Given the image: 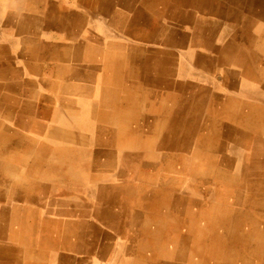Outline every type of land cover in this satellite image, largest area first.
Instances as JSON below:
<instances>
[{"label":"rangeland","instance_id":"obj_1","mask_svg":"<svg viewBox=\"0 0 264 264\" xmlns=\"http://www.w3.org/2000/svg\"><path fill=\"white\" fill-rule=\"evenodd\" d=\"M54 1L76 10L72 0ZM220 6L243 22L233 32L241 37L215 39V48L223 43L218 50L192 29L218 17L197 0L145 8L155 22L147 24L161 29L132 28L127 15L125 28L113 29L125 39L106 41L95 24L43 29L31 73L12 77L11 108L0 101L13 135L0 140V264H264V22L251 0ZM187 32L203 42L186 47L192 53L182 46ZM14 37L0 36V50L22 59L25 37ZM29 80L36 86L24 95L20 82ZM31 139L50 149L25 155Z\"/></svg>","mask_w":264,"mask_h":264},{"label":"bare ground","instance_id":"obj_2","mask_svg":"<svg viewBox=\"0 0 264 264\" xmlns=\"http://www.w3.org/2000/svg\"><path fill=\"white\" fill-rule=\"evenodd\" d=\"M26 1V0H25ZM24 0H0V7L2 8V6H6V8L8 7V5H10V9H11V17H9V19H10V21L9 20H7L6 21V24H8V23H11V26L12 25H16L17 27H19L18 28V31H19V33L22 35V37H25V38H22V40H24V44L26 45V47L25 48H21V50L23 51V54H24V59H28L27 60V62L28 61H30V59L33 57V54H35V53H37V51H38V49H39V47H37L36 45H35V41L33 40V39H30L28 36H27V34L28 33H34V34H36V35H38L39 37H41V33H42V31H43V29H47V28H59V29H63L64 28V25L65 24H67V23H70V22H75V20L76 21H78V22H80V23H76L75 22V24L76 25H79V24H86L87 26H93L94 24V26H96L97 25V27H101L102 26V30H103V32H100L101 33V35H102V37H103V39L104 40H106V41H109V40H114V38L115 39H123V38H125L126 37V35L124 34V33H121V35L120 36H117L116 35V31L114 32L113 31V29H112V27L113 26H115V23H116V17L114 16V17H112V21L111 22H109V19L108 20H105V19H101L99 16H97L96 18H94L95 17V15H96V11H91V12H87V10H86V12L85 11H81V12H74V11H69V10H64V9H62V7H61V5H59V3L58 2H56V1H54V0H27V6H29L28 8H26L24 5V2H25ZM79 1V0H78ZM167 1L168 0H133L131 3H129V4H127L126 5V3H125V5H123L122 6V9H123V11H125V12H121V15H122V25L124 26V24H125V21H126V18H127V15H129V19H128V23L131 25V27L134 25V24H136V23H140V25L142 26V22H143V25L144 26H147L146 24L148 23L147 22V20L148 19H146V17H147V15L148 14H144V13H146L145 11V8H148L149 9V11H147V13L148 12H150V8H151V10H152V8H159V7H164L165 6V4L167 3ZM186 1H188V0H186ZM198 2H199V5H201L203 8L205 7L207 10H209V11H211V12H214L218 17H215V18H212V20L214 21V22H204V21H202L201 19H198L197 21H195V22H197L196 23V25L195 26H193L192 27V29L194 30V32L196 31H198L199 30V33H201V31H204V34H202V35H200L199 36V39H203L204 40V42H207L208 43V45H211V46H213V48H211V49H215V50H218L219 48H221V47H223V43H222V45H216V48H215V41L217 40V39H219V38H221L223 41H225L224 39L225 38H227V37H231L230 39H232V38H235V37H237L238 35H240V32H236L235 34H233V32L235 31V26L236 25H238L239 23H241V22H243L242 21V19L241 18H239L238 16H239V13L240 12H235L234 10H232V12H229V11H227V12H225V11H223L222 9H221V4H228V3H230V2H232L233 0H197ZM250 1V0H249ZM79 3H80V1H79ZM191 3V2H190ZM193 3H191L190 5H192ZM255 4H259L260 6L261 5H263V6H261V13H260V19L264 22V0H251V5H255ZM2 5V6H1ZM99 7V5H97V6H95L94 8V10H96L97 8ZM1 11V10H0ZM27 11V12H26ZM28 12H30V13H28ZM36 12H39V17H36L35 15H34V13H36ZM2 13V12H1ZM110 13H111V11H110ZM162 13V11H158V13H156V14H161ZM120 14V13H119ZM25 16V15H27L26 17H23V19L22 20H24L23 22H21V20L18 22L17 20L19 19V17H21V16ZM229 15H232V17H230V18H228L229 17ZM2 16V15H1ZM202 16V15H201ZM119 18V17H118ZM239 18V19H238ZM3 19V18H2ZM241 19V20H240ZM244 19V18H243ZM5 20V19H4ZM118 20H120V19H118ZM1 22V21H0ZM28 22H31L33 25L32 26H30V24H28ZM185 23H187L188 21H184ZM117 24V23H116ZM222 24H226V27H225V29H224V31H223V33H222V36L223 37H219V31H220V29H221V26H222ZM2 25V24H1ZM259 25H261V24H259ZM258 26V25H257ZM263 26V25H262ZM74 27V26H73ZM5 28V27H4ZM78 28V27H77ZM76 28V29H77ZM85 28V27H84ZM90 28V27H89ZM75 29V28H74ZM93 29H94V27H93ZM93 29H91V30H93ZM112 29V30H111ZM176 29V28H175ZM100 30H101V28H100ZM115 30V29H114ZM177 30V29H176ZM223 30V29H222ZM48 31V30H47ZM72 31V30H71ZM85 31V30H84ZM94 31V30H93ZM73 32V31H72ZM71 32V33H72ZM98 32V31H97ZM5 33V32H4ZM43 33H45V32H43ZM65 33V32H64ZM23 34H25L26 36H24ZM81 34V33H80ZM83 34H85L84 32H83ZM250 34V33H249ZM71 35V34H70ZM75 35H76V33H75ZM79 35V34H78ZM98 35H100V34H98ZM97 35V36H98ZM237 35V36H236ZM254 35V34H253ZM11 36H17V35H11ZM233 36V37H232ZM251 36H252V34H251ZM257 36V35H256ZM14 37V38H15ZM17 37H21V36H17ZM74 37H76V36H74ZM240 37H241V35H240ZM240 37H239V39H240ZM254 37V36H253ZM258 37V36H257ZM12 38V37H11ZM80 38V37H79ZM82 38V37H81ZM193 37H192V34H190L189 32H187V33H183L182 34V46L185 48V49H187L189 52H191L192 53V51L190 50V49H188V48H186V47H189V48H196V45L197 44H194L195 43V41H198L197 39H192ZM246 40H248L247 39V36H245L244 37ZM255 38V37H254ZM70 39V38H69ZM73 39V38H72ZM87 39V38H86ZM92 39V38H91ZM216 39V40H215ZM74 40V39H73ZM85 40V39H84ZM100 40V39H99ZM171 40V39H170ZM169 40V41H170ZM188 40H191V42H188ZM258 40V39H257ZM11 41V40H10ZM76 41V40H75ZM184 41V42H183ZM251 41V43H252V46L255 48H257V44H256V40H254V39H252V37H251V39L250 40H248V42H250ZM85 42H87V41H85ZM97 42V41H96ZM99 42V41H98ZM226 42V41H225ZM1 43H4V42H1ZM10 43V42H9ZM39 43H41L40 41H39ZM247 43V42H246ZM246 43H244V44H246ZM63 44V43H62ZM100 44H102V43H100ZM109 44V43H108ZM206 44V43H205ZM261 44V43H260ZM65 45V44H64ZM76 46H77V44H75ZM94 45H96V44H94ZM93 45V46H94ZM90 46H91V44H90ZM248 46V45H247ZM251 46V45H250ZM260 46V45H259ZM15 49H17V48H20V44H16L15 43ZM74 47V46H73ZM100 47V46H99ZM102 47V46H101ZM55 48V47H54ZM87 48V47H86ZM134 48V47H133ZM136 48V47H135ZM134 48V49H135ZM206 48V47H205ZM3 49H4V47H3ZM51 49V48H50ZM58 49V48H57ZM88 49L90 50V48L88 47ZM98 49V48H97ZM104 49V48H103ZM132 49V48H131ZM152 49H154V48H152ZM260 49L261 50H259V51H264V42L261 44V46H260ZM5 50V49H4ZM55 50V49H54ZM59 50V49H58ZM68 50H69V47H66L65 46V49H63V52H65V53H67L68 52ZM73 50V49H72ZM99 50V49H98ZM102 50V49H101ZM105 50V49H104ZM103 50V51H104ZM136 50V49H135ZM161 50V49H160ZM164 50V49H163ZM192 50H194V49H192ZM9 51V50H8ZM12 51H14L13 49H12ZM18 51H19V49H18ZM53 51V50H52ZM87 51V50H86ZM180 51V50H179ZM1 52V51H0ZM10 52V51H9ZM54 52V51H53ZM77 52V51H76ZM80 52V51H79ZM85 52V51H84ZM99 52H101L102 53V51H99ZM3 53H5V51H3ZM49 53V52H48ZM73 53V52H72ZM93 53H96V52H93ZM9 54V53H8ZM11 54V53H10ZM14 54V53H13ZM53 54V53H52ZM52 54H51V56H52ZM98 54V53H97ZM102 54H104V53H102ZM188 54V53H187ZM194 54V53H193ZM14 55H16V54H14ZM56 54H54L53 56H55ZM190 56H192L191 54H189ZM21 56V55H20ZM50 56V55H49ZM48 56V57H49ZM103 56V55H102ZM107 56V55H106ZM80 57V56H79ZM86 57V56H85ZM23 59V58H22ZM64 59V58H63ZM74 60H75V57L73 58ZM79 59V58H78ZM89 59H90V55H89ZM105 59V58H104ZM113 58H109L108 60H112ZM0 60H3L5 63H6V65L8 66L9 64L6 62V61H8V59L5 57V56H0ZM10 60V59H9ZM77 60V59H76ZM87 60V59H86ZM101 60H102V58H101ZM117 60H119V62H120V65H124V62H125V57L123 56V54L122 53H120L119 54V56H118V59ZM18 61V60H17ZM23 61V60H22ZM190 61V60H189ZM52 62V61H51ZM62 62V61H61ZM105 62V61H104ZM1 61H0V66H1ZM29 63V62H28ZM31 63V62H30ZM68 63V62H67ZM82 63V62H81ZM117 63V62H116ZM179 63H180V61H179ZM12 64H13V62H12ZM12 64H11V66H8V73H7V75H6V79H8L9 78V74H12V76L14 77V76H17V77H19V71H15L14 69L15 68H12ZM79 64V63H78ZM159 64V63H158ZM29 65V70H30V68L32 69L33 67H32V65L31 64H28ZM35 65V64H34ZM85 65H87V64H85ZM157 65V64H156ZM180 65V64H179ZM4 66V65H3ZM80 66V65H79ZM153 66V65H152ZM249 66V65H248ZM14 67V66H13ZM35 67H37V66H34V68ZM104 67V66H103ZM256 68H257V66H255ZM89 68H91V67H89ZM4 69V68H3ZM79 69H80V67H77L76 69H74L75 70V74H77V75H79L78 73H79ZM92 69V68H91ZM104 69V68H103ZM110 69V68H109ZM109 69H108V72H109ZM27 70V69H26ZM28 70V71H29ZM106 70H107V68H106ZM154 70V69H153ZM253 70V69H252ZM58 71H60V69L58 70ZM123 71V70H122ZM30 72V71H29ZM38 72V71H37ZM81 72V71H80ZM107 72V71H106ZM107 72V73H108ZM179 72V71H178ZM6 73V72H5ZM24 73V72H23ZM31 73V72H30ZM59 73H61V72H59ZM62 73H64V71L62 72ZM106 74V73H105ZM203 74H205V73H203ZM27 75V74H26ZM31 75V74H30ZM82 75V74H81ZM81 75H79V76H81ZM87 75V74H86ZM208 75V74H207ZM7 76H8V78H7ZM34 76V75H33ZM37 76V75H36ZM39 76V75H38ZM180 76V75H179ZM48 77H49V75H48ZM211 77V76H210ZM39 78V77H38ZM80 78V77H79ZM28 79V78H27ZM53 79V78H52ZM211 79V78H210ZM10 79H8V81H9ZM44 80V79H43ZM57 80V79H56ZM59 80V79H58ZM101 80H103L102 78H101ZM189 80V79H188ZM7 81V82H8ZM37 81V80H36ZM39 81V80H38ZM45 81V80H44ZM65 81V80H64ZM106 81H107V78H106ZM185 81V80H184ZM203 81H204V79H203ZM6 82V81H5ZM41 82H42V80H41ZM48 82V81H47ZM198 82V81H197ZM206 82V81H205ZM22 85H25V89L26 90H24V95L26 94V93H28V91H30V90H34L35 89V86H36V82L35 81H27V82H20ZM43 83V82H42ZM49 83V82H48ZM54 83V82H53ZM52 83V84H53ZM104 83V82H103ZM201 83V82H200ZM203 83V82H202ZM251 83V82H250ZM51 84V85H52ZM106 84V83H105ZM237 84V83H236ZM50 85V84H49ZM54 86H56L55 84H53ZM101 85V84H100ZM107 85V84H106ZM109 85V84H108ZM111 85V84H110ZM200 85V84H199ZM207 85V84H206ZM242 85V84H241ZM104 86V85H103ZM192 86V85H191ZM190 86V87H191ZM194 86V85H193ZM7 87H8V85H7ZM37 87H38V85H37ZM40 87V86H39ZM142 87V86H141ZM51 88V87H50ZM241 88V87H240ZM250 88V87H249ZM11 89V88H10ZM54 89H55V87H54ZM193 89V88H192ZM14 89H12V91H13ZM194 90V89H193ZM252 90V89H251ZM251 90L249 89H245V90H242L241 89V92L243 93V95H244V93H250L251 92ZM11 91V92H12ZM159 91V90H158ZM158 91H156V92H158ZM226 91V90H225ZM14 92V91H13ZM37 92V90L35 91V93ZM229 92V91H228ZM128 93H130V92H128ZM73 94V93H72ZM137 94H139V93H137ZM152 94V93H151ZM129 95V94H128ZM131 95V94H130ZM156 95V94H155ZM158 95V94H157ZM67 96V95H66ZM136 96V95H135ZM151 96V95H150ZM153 96H154V94H153ZM160 96V98H161V96H162V94L161 95H159ZM184 96H185V93H184ZM26 97V96H25ZM27 97H29V96H27ZM60 97H61V95H60ZM82 97V96H81ZM112 97V96H111ZM139 97V96H138ZM30 98V97H29ZM151 98V97H150ZM159 98V99H160ZM58 99V98H57ZM81 99V98H80ZM145 100V99H144ZM161 100V99H160ZM61 101V100H60ZM143 101V100H142ZM157 101V100H156ZM77 102V101H76ZM114 102V101H113ZM134 102V101H133ZM144 102H147L146 100L144 101ZM31 103V101L29 102V101H23V104L25 105V106H27L28 107V105ZM64 103V102H63ZM125 104H127L126 103V101L124 102ZM123 103V104H124ZM137 103V102H136ZM143 103V102H142ZM150 103V102H149ZM28 104V105H27ZM65 104V103H64ZM63 104V105H64ZM77 104V103H76ZM146 104V103H145ZM152 104V103H151ZM150 104V105H151ZM61 105V104H60ZM59 105V106H60ZM67 105H69V104H67ZM133 105H135V104H133ZM70 106V105H69ZM77 106V105H76ZM121 106V105H120ZM125 106H127V105H125ZM124 106V107H125ZM141 106V105H140ZM147 106V105H146ZM158 106V105H157ZM92 107V106H91ZM90 107V108H91ZM161 107V106H160ZM190 107V106H189ZM216 107V106H215ZM74 108V107H73ZM72 108V109H73ZM94 108V107H93ZM140 108V107H139ZM143 108V107H142ZM154 108H156V107H153V110H154ZM175 108V107H174ZM217 108V107H216ZM27 109V108H26ZM69 109V108H68ZM67 109V110H68ZM71 109V108H70ZM80 109V108H79ZM130 109V108H129ZM157 109H158V107H157ZM173 109V108H172ZM30 110V109H29ZM28 110V111H29ZM26 111V110H25ZM28 111H26V112H28ZM133 111V110H132ZM135 111V110H134ZM136 111H138V110H136ZM182 111H183V109H182ZM24 112V111H23ZM25 112V113H26ZM62 112H64V109H63V111ZM123 112H124V109H123ZM161 112V111H160ZM184 112V111H183ZM57 113V112H56ZM71 113V112H70ZM90 113V112H89ZM125 113V112H124ZM139 113V112H138ZM154 113H155V111H154ZM153 113V114H154ZM163 113V112H162ZM28 114V113H27ZM66 114V113H65ZM135 114H136V112H135ZM157 114V113H156ZM31 115H33V114H31ZM164 115V114H163ZM15 116V115H14ZM17 116V115H16ZM136 116V115H135ZM180 116V115H179ZM51 117H53V116H51ZM58 117V116H57ZM104 117V116H103ZM152 117V116H151ZM182 117H183V115H182ZM140 118V117H139ZM149 118V117H148ZM186 118V117H185ZM69 119V118H68ZM138 119V118H137ZM187 119V118H186ZM14 120V119H13ZM16 120V119H15ZM39 120V119H38ZM70 120V119H69ZM181 120V119H180ZM182 120H183V118H182ZM2 123H1V125H0V140L1 141H5V142H9L10 141V138L12 137L13 138V135H11V131H10V128L9 127H4L5 125L3 124V120H0ZM17 121V120H16ZM22 121V120H21ZM55 121V120H54ZM102 121H104V120H102ZM15 122V121H14ZM114 122V121H113ZM182 122V121H181ZM180 122V123H181ZM88 123H90V122H88ZM185 123V122H184ZM41 124V123H40ZM128 124H129V121H128ZM179 124V123H178ZM183 124V123H182ZM74 125V124H73ZM100 125V124H99ZM43 127H44V125H42ZM46 126V125H45ZM101 126V125H100ZM171 126V125H170ZM178 126V125H177ZM179 126H180V124H179ZM184 126V125H183ZM34 127V126H33ZM48 127V126H47ZM60 127H62V126H60ZM59 127V128H60ZM87 127V126H86ZM111 127H113V126H111ZM117 127V126H116ZM161 127V126H160ZM163 127V126H162ZM16 128H18V127H16ZM44 128H46V127H44ZM96 128V127H95ZM107 128V127H106ZM114 128V127H113ZM129 128V127H128ZM170 128V127H169ZM227 128V127H226ZM225 128V129H226ZM229 128V127H228ZM41 129V128H40ZM178 129V128H177ZM21 130V129H20ZM19 130V131H20ZM50 130V129H49ZM81 130V129H80ZM86 130H88V128L86 129ZM110 130V129H109ZM112 130V129H111ZM159 130H161V129H159ZM179 130V129H178ZM89 131V130H88ZM96 131V130H95ZM98 131V130H97ZM227 131V130H226ZM225 131V132H226ZM44 132V131H43ZM43 132H41V133H43ZM57 132L59 133V129L57 130ZM101 132H103V131H101ZM100 132V133H101ZM125 132H127V131H125ZM147 132V131H146ZM172 132H173V130H172ZM224 132V133H225ZM231 132V131H230ZM40 133V132H39ZM57 133V134H58ZM84 133H85V131H84ZM104 133V132H103ZM107 133H109V132H107ZM227 133V132H226ZM225 133V134H226ZM62 134H64V133H62ZM94 134H96L95 132H94ZM122 134V133H121ZM123 134H124V132H123ZM150 134V133H149ZM168 134V133H167ZM173 134V133H172ZM179 134V133H178ZM232 134V133H231ZM34 135V134H33ZM40 135V134H39ZM42 135V134H41ZM65 135V137H67L68 139H69V141L71 142V143H73V144H75V145H77L75 142H76V137L72 134V133H67L66 132V134H64ZM98 135V134H97ZM21 136H22V134H21ZM48 136V135H47ZM84 136V135H83ZM96 136V135H95ZM103 136V135H102ZM115 136V135H114ZM163 136H164V134H163ZM227 136V135H226ZM15 137V136H14ZM17 137V136H16ZM43 137H44V135H43ZM100 137V136H99ZM98 137V138H99ZM120 137V136H119ZM145 137V136H144ZM148 137V136H147ZM151 137V136H150ZM162 137V136H161ZM160 137V138H161ZM167 137V136H166ZM178 137H180V136H178ZM95 138V137H94ZM97 138V139H98ZM109 138V137H108ZM142 138V137H141ZM158 138V137H157ZM43 139H45V137L43 138ZM43 139H40V140H43ZM49 139V138H48ZM171 139V138H170ZM12 140V139H11ZM49 140H51V139H49ZM143 140V139H142ZM157 140V139H156ZM159 140V139H158ZM172 140V139H171ZM13 141V140H12ZM11 141V142H12ZM44 141V140H43ZM48 141V140H47ZM108 141V140H107ZM114 141V140H113ZM17 142H18V140H17ZM60 143H61V140L59 141ZM109 142V141H108ZM27 143V142H26ZM49 143V142H48ZM47 143V144H48ZM70 143V144H71ZM114 143H115V141H114ZM10 144V143H9ZM52 144V143H51ZM102 144V143H101ZM100 144V145H101ZM156 144V143H155ZM178 144V143H177ZM11 145V144H10ZM53 145V144H52ZM94 145V144H93ZM98 145V144H97ZM103 145V144H102ZM20 146V145H19ZM109 146H110V143H109ZM109 146H107V147H109ZM168 146V145H167ZM177 146V145H176ZM14 147V146H13ZM12 146L11 147H9L8 146V148H13ZM52 147V146H51ZM92 147V146H91ZM95 147V146H94ZM113 147V146H112ZM112 147H110V148H112ZM160 147V146H159ZM170 147H172V146H170ZM174 147H175V145H174ZM194 147V146H193ZM173 148V147H172ZM15 149V148H14ZM18 149H19V147H18ZM41 151H45V152H47V150H49L50 149V147H48V146H44V145H42V146H40L39 144H38V142L37 141H35L34 139H31V141H30V145L27 147V149H26V152H25V155H27V154H30V153H36V151H38L37 153H39V151L40 150ZM61 149H63V148H61ZM93 149V148H92ZM205 149V148H204ZM21 150V149H20ZM25 150V149H24ZM51 150H58L56 147L55 148H52ZM63 150H65V149H63ZM99 150V149H98ZM164 150V149H163ZM66 151V150H65ZM73 151V150H72ZM84 151H86V150H84ZM103 151H104V149H103ZM141 151V150H140ZM165 151H166V149H165ZM171 151V150H170ZM62 152V151H61ZM67 152H70V151H67ZM88 152V151H87ZM89 152H91V151H89ZM111 152V151H110ZM41 153V152H40ZM71 153V152H70ZM82 153H84V152H82ZM146 153V152H145ZM177 153V152H176ZM62 154V153H61ZM68 154V153H67ZM73 154V153H72ZM91 153H89V155H90ZM98 154V153H97ZM100 154H102V153H100ZM99 154V155H100ZM153 154V153H152ZM165 154V153H164ZM180 154V153H179ZM38 155V154H37ZM40 155V154H39ZM41 155H43V154H41ZM40 155V156H41ZM60 155V154H59ZM63 155V154H62ZM80 155V154H79ZM84 155H85V153H84ZM88 155V154H87ZM145 155V154H144ZM162 155V154H161ZM181 155H184V154H181ZM46 156V155H45ZM133 156V155H132ZM143 156V155H142ZM180 156V155H179ZM59 157V156H58ZM61 157V156H60ZM90 157H92V156H90ZM90 157H89V159H90ZM101 157V156H100ZM83 158V157H82ZM81 158V159H82ZM86 158V157H85ZM135 158V157H134ZM75 158H73V160H74ZM100 159V158H99ZM132 158H130V160H131ZM142 159V158H141ZM188 159V158H187ZM62 160H65V159H62ZM93 160V159H92ZM133 160V159H132ZM140 160V159H139ZM139 160H138V162H139ZM149 160V159H148ZM161 160V159H160ZM164 160V159H163ZM75 161V160H74ZM134 161V160H133ZM152 161V160H151ZM188 161V160H187ZM60 162V161H59ZM131 162V161H130ZM155 162V161H154ZM64 163V161L62 162V164ZM73 163V162H72ZM96 163H97V161H96ZM116 163V162H115ZM66 164V163H65ZM93 164V163H92ZM108 164V163H107ZM141 164V163H140ZM163 164V163H162ZM161 164V165H162ZM176 164V163H175ZM19 165V164H18ZM60 165V164H59ZM73 165V164H72ZM100 165H103V164H100ZM110 166H111V164H109ZM135 165V164H134ZM180 165V164H179ZM30 166V165H29ZM44 166V165H43ZM43 166H42V168H43ZM107 166V165H106ZM27 167V166H26ZM89 167H90V165H89ZM94 167V166H93ZM104 166H102V168H103ZM112 167V166H111ZM110 167V168H111ZM121 167V166H120ZM167 167V166H166ZM65 168V167H64ZM95 168H97V167H95ZM113 168V167H112ZM117 168V167H116ZM134 168V167H133ZM132 168V169H133ZM169 168V167H168ZM1 169V168H0ZM8 169H11V167H9ZM27 169V168H26ZM76 169H78V168H76ZM94 169V168H93ZM99 169V168H98ZM115 169V168H114ZM136 169H137V167H136ZM68 170V169H67ZM175 170V169H174ZM208 170H206V172H207ZM32 172V171H31ZM176 172V171H175ZM174 172V173H175ZM19 173V172H18ZM16 174V173H15ZM74 174V173H73ZM78 175V174H77ZM238 175V174H237ZM69 176V175H68ZM71 176V175H70ZM17 177V176H16ZM78 177V176H77ZM96 177V176H95ZM99 177V176H98ZM3 178H4V176H3ZM79 178V177H78ZM118 178V177H117ZM80 179V178H79ZM91 179V178H90ZM89 179V180H90ZM98 179V178H97ZM96 179V180H97ZM235 180H238V179H236V177H235ZM92 181V180H91ZM90 181V182H91ZM92 183V182H91ZM105 183V182H104ZM118 183V182H117ZM106 184V183H105ZM150 184V183H149ZM13 185H15L14 183H13ZM39 185V184H38ZM38 185H36V186H38ZM117 185H119V184H117ZM39 187H40V185H39ZM108 187H110V186H108ZM112 187V186H111ZM38 188V187H37ZM45 188V187H44ZM31 189V188H30ZM100 189V188H99ZM104 189H106V188H104ZM122 190V189H121ZM120 190V191H121ZM44 191V190H43ZM45 191H47V190H45ZM94 191V190H93ZM101 191V190H100ZM105 191V190H104ZM104 191H102V192H104ZM120 191H118V192H120ZM127 192H128V189H127ZM222 192V191H221ZM40 193V192H39ZM125 193V192H124ZM44 195H45V193H43ZM48 193H46V195H47ZM103 194V193H102ZM113 194V193H112ZM117 194V193H116ZM37 195V194H36ZM45 195V197H47ZM48 195H50V194H48ZM59 195V194H58ZM96 195H97V193H96ZM38 196V195H37ZM106 196V195H105ZM114 196V195H113ZM113 196L111 197V195H110V197L111 198H113ZM223 196H226V195H223ZM51 197V196H50ZM74 197V196H73ZM102 197V196H101ZM116 197V196H115ZM162 197V196H161ZM230 197V196H229ZM234 197V196H233ZM232 197V198H233ZM236 197V196H235ZM39 198V197H38ZM44 198V197H43ZM103 198V197H102ZM231 198V197H230ZM48 199V198H47ZM99 199V198H98ZM104 199V198H103ZM180 199V198H179ZM235 199V198H234ZM80 200V199H79ZM92 200H94V199H92ZM221 200H223V199H221ZM226 200V199H225ZM224 200V201H225ZM112 201V200H111ZM117 201V200H116ZM115 201V202H116ZM47 202V201H46ZM55 202V201H54ZM162 202V201H161ZM231 202V201H230ZM234 202H236L237 203V201H234ZM45 203V202H44ZM61 203V202H60ZM113 203V202H112ZM174 203V202H173ZM40 204H42V203H40ZM39 204V205H40ZM230 204V203H229ZM17 205V204H16ZM71 206V205H70ZM116 206V205H115ZM240 206V205H239ZM44 207H45V205H44ZM229 207V206H228ZM232 207V206H231ZM42 208V207H41ZM176 208V207H175ZM178 208V207H177ZM181 208V207H180ZM226 208V207H225ZM242 208V207H241ZM144 209V208H143ZM170 209V208H169ZM227 209V208H226ZM225 209V210H226ZM228 209H230V208H228ZM227 209V210H228ZM234 209V208H233ZM57 210V209H56ZM226 210V211H227ZM232 210V209H231ZM14 211V210H13ZM62 211V210H61ZM225 211V212H226ZM229 211V210H228ZM233 212H234V210H232ZM236 211V210H235ZM182 212V211H181ZM214 212H215V210H214ZM224 212V213H225ZM231 212V211H230ZM233 212H231V213H233ZM239 212V211H238ZM243 212V211H242ZM57 213V212H56ZM61 213V212H60ZM170 213V212H169ZM222 213H223V210H222ZM230 213V214H231ZM219 214H220V212H219ZM229 214V213H228ZM88 215V214H87ZM168 215H170V214H168ZM237 215H238V213H237ZM23 216V215H22ZM54 216V215H53ZM101 216H104L103 214H101ZM162 216V215H161ZM169 217V216H168ZM173 217V216H172ZM19 218V217H18ZM170 218H171V216H170ZM24 219V218H23ZM173 219H175L174 217H173ZM20 221V220H19ZM177 221V220H176ZM17 223H20V222H17ZM172 224H174V222L172 223ZM194 224V223H193ZM140 225V224H139ZM196 226V225H195ZM199 227V226H198ZM201 227V226H200ZM170 228V227H169ZM202 232H203V229L201 230ZM200 233V232H199ZM202 234V233H201ZM200 234V235H201ZM205 234V233H204ZM1 237V236H0ZM204 237V236H203ZM142 239V238H141ZM26 242V241H25ZM78 244V243H77ZM79 245V244H78ZM80 247V246H79ZM7 249V248H6ZM82 249V248H81ZM168 249V248H167ZM25 250V249H24ZM27 250V249H26ZM1 251H4V250H1ZM6 251V250H5ZM15 252V251H14ZM202 252V251H201ZM1 253V252H0ZM17 253V252H16ZM15 253V254H16ZM203 253V252H202ZM19 255V254H18ZM198 256V255H197ZM8 257V256H7ZM194 258V257H193ZM1 259V258H0ZM13 259V258H12ZM15 259V258H14ZM16 260V259H15Z\"/></svg>","mask_w":264,"mask_h":264},{"label":"crops","instance_id":"obj_3","mask_svg":"<svg viewBox=\"0 0 264 264\" xmlns=\"http://www.w3.org/2000/svg\"><path fill=\"white\" fill-rule=\"evenodd\" d=\"M25 1V0H24ZM79 1H80V3H79ZM72 0V3H74V8H76V10H70V11H74V12H81V11H85L86 12V10H87V12H91V11H96V15H95V17L94 18H96L97 16H101L100 18L101 19H105V20H108L109 19V22H111L112 21V17H116V23H115V26H113L112 27V29H115V30H117V29H120V30H122V29H124L125 27L122 25V15H121V12H125V11H123V9H122V6L123 5H125V3H126V5L128 4V2L126 1V0ZM133 1V0H132ZM131 3V2H130ZM24 6L26 7V8H28L29 6H27V0L24 2ZM189 3L187 2L186 3V5H188ZM97 5H99V7L96 9V10H94L95 8V6H97ZM2 6V5H1ZM189 6V5H188ZM261 6H263V5H261ZM10 7V5H8V7L6 8V6H2V8L0 7V36H4V37H6V36H9V34L10 35H17V36H22L20 33H19V31H18V28L19 27H17L16 25H12L11 26V23H8V24H6V21L7 20H9L10 21V19H9V17H11V9L9 8ZM81 10V11H80ZM110 11H111V13H110ZM2 12V13H1ZM27 12V11H26ZM151 12V11H150ZM150 12H148V14L150 13ZM10 13V14H9ZM120 13V14H119ZM3 14H4V16H3ZM6 14H8L7 16H6ZM3 17H2V16ZM34 15L36 16V17H39V12H36V13H34ZM119 17V18H118ZM3 18V19H2ZM5 19V20H4ZM118 19H120V20H118ZM23 22V21H22ZM75 22H78V21H76L75 20ZM147 22H148V24L149 23H151V24H154L155 22L153 21V20H149V18H148V20H147ZM160 22V21H159ZM162 22V21H161ZM78 23H80V22H78ZM162 23H168L167 21H165V22H162ZM2 24V25H1ZM147 24V26H144L143 25V22H142V26L140 25V23H136V24H134L133 26H132V28H141V27H143V28H145V29H158V28H160L161 29V27L160 26H157V25H148ZM5 27V28H4ZM163 28H164V25H163ZM5 32V33H4ZM24 36H26L25 34H23ZM16 36V37H17ZM27 36L30 38V39H33L34 41H35V45L37 46V47H39V49H38V51L37 52H39L40 51V46H39V39L41 38V37H39L38 35H36V34H34V33H28L27 34ZM123 39H125V38H123ZM115 40H119V39H115ZM203 42H201L200 41V43H197V41H195V43L194 44H197L196 45V48H199V47H201ZM201 45V46H200ZM0 51H2L1 53H3V51H5L4 49H2V50H0ZM0 53V54H1ZM4 55L3 56H5L7 59H8V61H6L9 65L8 66H11V64H12V62H13V64H12V68H15L14 70L15 71H19L20 73L22 72V70L23 69H27V70H29V65L28 64H31L30 62H32V60H33V58H31L30 59V61H28L27 62V60L28 59H24V56H21L23 59H19V58H17L18 60H20V62L18 63V61L17 60H14V59H12V57L8 54V55H6L7 54V52L5 51V53H3ZM33 56H34V54H33ZM10 59V60H9ZM13 60V61H12ZM23 60V61H22ZM2 63H1V66H0V87H3V97H1L0 96V101H1V99H3V103H4V105L6 106L7 105V107H9V109L11 108V101H12V74H9L8 76H9V78H8V76H7V78L8 79H10L9 81H8V79H6V75H7V73H8V66L6 65V63L3 61V60H0ZM4 65V66H3ZM32 65V64H31ZM14 66V67H13ZM33 66V65H32ZM4 68V69H3ZM30 70H31V68H30ZM29 70V71H30ZM6 72V73H5ZM6 81V82H5ZM8 81V82H7ZM7 85H8V87H7ZM11 88V89H10ZM23 90H26L25 88L23 89ZM20 91H21V89H20ZM251 93V92H250ZM249 93V94H250ZM241 94L243 95V93L241 92ZM246 94L247 93H244V95L246 96ZM24 105V104H23ZM5 106H4V108H5ZM25 107V106H24ZM0 120H3V124L5 125V123H6V115H4V117L2 118L1 116H0ZM1 121H0V125H1Z\"/></svg>","mask_w":264,"mask_h":264}]
</instances>
